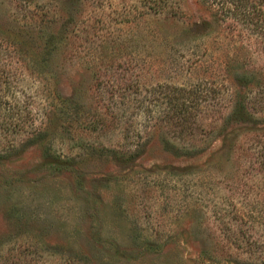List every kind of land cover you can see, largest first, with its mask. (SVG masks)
<instances>
[{"label": "rangeland", "instance_id": "obj_1", "mask_svg": "<svg viewBox=\"0 0 264 264\" xmlns=\"http://www.w3.org/2000/svg\"><path fill=\"white\" fill-rule=\"evenodd\" d=\"M218 1L0 0V264H264V50Z\"/></svg>", "mask_w": 264, "mask_h": 264}, {"label": "trees", "instance_id": "obj_2", "mask_svg": "<svg viewBox=\"0 0 264 264\" xmlns=\"http://www.w3.org/2000/svg\"><path fill=\"white\" fill-rule=\"evenodd\" d=\"M215 6L214 16L219 22H226L232 17L235 19V28L236 26L239 27L238 35L246 37V40L255 41L254 43L264 50V0H219ZM236 81L239 83L237 79ZM255 84L246 83L243 85L245 87L244 92H241L240 86H236L235 83L232 108L229 114L232 120L237 121V118L244 115L250 116L256 110L263 111L264 91L253 95L252 90L255 88ZM243 119L241 118V120Z\"/></svg>", "mask_w": 264, "mask_h": 264}]
</instances>
